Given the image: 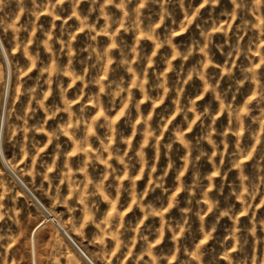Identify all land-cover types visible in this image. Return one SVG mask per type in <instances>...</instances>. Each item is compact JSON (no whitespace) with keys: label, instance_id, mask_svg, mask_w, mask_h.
I'll use <instances>...</instances> for the list:
<instances>
[{"label":"clouds","instance_id":"obj_1","mask_svg":"<svg viewBox=\"0 0 264 264\" xmlns=\"http://www.w3.org/2000/svg\"><path fill=\"white\" fill-rule=\"evenodd\" d=\"M10 2L11 0H0V32L5 34L9 30L12 32L13 51L21 52L28 62L20 69L21 75L26 76L33 69H38L33 83L25 85L24 81H20L16 90V98L25 95L27 101L22 114L18 115L20 122L14 126L12 135L22 131L25 140L20 150L27 157L30 155L28 134L33 131L46 134L47 139L42 146L38 141L31 145L32 165L34 168L37 164L40 165L38 174L43 177V180L48 181L50 188L54 189L51 193L54 202L62 203L70 214H74L77 208L81 210L82 216L78 226H74L75 231L83 235L84 229L89 224L94 225L96 232L92 242L101 246L99 258L110 264L112 256L121 248H125L127 255L121 261V264H125V261L133 255L132 249L136 241L142 240L144 247L135 254L134 264H162V262L171 264V260L177 258L179 238L190 230L189 221L192 214L196 215L200 221L199 230L202 239L195 244L194 248H184L187 259L182 261V264H193V262L203 264L201 247L214 237L220 219L225 216L234 223L231 230L227 231L224 242L231 238L234 241L232 248L235 249L240 244L239 215L233 212V206L221 208L219 200L214 198L211 192L217 188L215 177H227L228 172L222 173V169L229 145L228 135L231 133L237 137V152L234 153L229 170L238 169L240 180L239 189L232 188L231 194L241 203L243 209L241 214L248 212L252 207L250 200L257 195V189L247 183L249 178L243 170L241 159L237 157L245 151L240 147L239 139L245 131L244 119L251 112L248 104L256 97L264 99V78L259 72L260 67L264 65V0H231L233 9L225 10V14L232 18H235L241 10L250 13L255 18V22L245 17L238 28L243 32L250 28L256 29L261 38V44L255 49L249 47L246 53L249 56L253 53L260 56V61L258 63L250 61L249 65L242 69V76L235 81L237 90L248 81L256 85L251 95L240 106L226 101L225 95L220 90V84L225 75L233 74L234 67L231 65H234V60L232 58L245 53V49L238 39L231 45L230 50L224 53L223 63L215 59L212 51L214 44L217 49L223 51L224 45L215 43V34L222 31L226 37L225 43H228V27L214 22L206 29L201 28L199 38L191 39L186 47H182L181 43L175 40L179 33L186 31L193 23L204 3L215 6L219 0H203L190 13L185 7V0H175L184 11V18L179 22L178 29L169 27L163 34L158 29L171 16L167 6L169 0H137V4L132 9L128 7L131 0H86L88 4L86 12L80 10V5L85 3V0H67L71 5V12L63 17L58 8L62 7L66 0H30L31 6H29V0H15L17 11L14 15H9L5 11ZM149 2L160 5V14L157 20L144 25L143 8ZM110 6L119 9L122 15L114 18ZM44 12L52 17L50 26L47 28L38 23ZM25 13L33 17L30 22H21V17ZM93 13H96L95 19L92 18ZM72 18L77 21L75 26L68 24ZM57 19L63 20L59 26V33L56 31ZM121 29L124 32L136 33L134 42L127 46V49L119 40ZM85 30L87 42L77 49L75 46L77 34ZM38 31L41 35L37 41ZM22 32L27 35L21 37ZM100 36L108 38V42L103 47L99 44ZM142 38L153 42L154 47L151 51H142L140 48ZM34 44L37 45L35 49L32 47ZM57 45H59L58 48ZM165 46L170 49V52L162 59L164 67L158 70L155 68L156 57L159 50ZM41 49L48 54L47 61L42 60ZM114 50L118 52V55L114 54ZM0 51H3L7 58L2 39H0ZM78 51L85 53L79 60V63L83 65L81 69H77L74 63ZM61 54L67 56L63 64ZM197 54V61L185 69V62ZM177 59L181 62L179 66L174 63ZM141 62L143 67L138 68L137 64ZM114 64L124 69L127 75L111 76L115 70ZM210 67L220 69L218 77L214 78L215 74L209 73ZM92 69H96L95 73H92ZM172 72L176 74L175 85L169 82V73ZM194 77L201 81L202 90L194 97H188L185 100L186 86ZM78 82L80 85L78 92L70 96V90H73ZM90 86H94L93 91H89ZM53 92L56 93L57 100L50 103L49 98ZM173 92L170 115L162 114L154 125L152 121L157 106L161 105L169 93ZM208 93H211L218 102L219 107L215 112L210 104H205L203 107L198 104V101ZM105 97L109 98L107 104L104 101ZM146 102H150L151 105L147 113L143 108ZM75 105L78 107H74ZM90 106L95 111L88 114ZM132 109L135 112L134 116ZM38 111L44 113L43 119L30 122ZM225 111L229 121L223 129H218L216 120ZM62 112L66 114V119L58 120L55 127L49 129L48 120L55 119ZM177 115L182 116L183 124L172 128L171 134L164 139L168 126ZM124 117L129 118L130 132L127 133L118 127L120 120ZM252 119L258 121L261 130L264 131V110ZM197 123L201 131L195 138L189 137L187 133L191 132ZM98 126L105 129L103 134L97 131ZM61 136H66L71 141L70 149L63 148L60 143ZM137 136L140 140L133 148V141ZM93 138H95V144ZM256 138L259 140L258 137ZM54 141L56 142L55 150L51 160H40L41 153ZM205 143L210 146V151L203 146ZM177 144L184 149L183 155L179 158V165L172 157L174 145ZM149 147L153 149L151 158L148 155ZM162 151L166 157V163L160 167ZM194 152L195 155H193ZM61 155L64 156L62 165L60 164ZM76 155H81V159L78 164L73 165L72 157ZM218 155L219 162L216 159ZM251 155L252 152L248 151L243 159H248ZM203 158L207 159L211 169L204 172L202 177L199 161ZM58 165L59 176L57 182H53L51 174L57 170ZM94 165L103 166L104 170L99 177H94L90 171ZM262 167L264 166L258 165V169ZM190 168L193 169L191 180L186 183L184 177ZM173 169L176 171L174 177L176 184L171 189L167 202L162 205H156L151 201L145 202L148 192L156 188L169 192L167 178ZM145 175L147 176L146 184L141 189L138 182ZM202 179L207 181L203 187H201ZM110 180L111 183H109ZM65 184L68 187L66 194L62 192ZM9 191L7 187L4 191H0V201H3ZM182 191L188 194L185 205L180 208L184 215L181 221L173 224L165 214L180 203L178 197ZM198 191L199 198L196 202L205 207H198L194 211L192 199L197 196ZM217 191L223 192V184ZM125 193L129 195L130 202L121 210V197ZM97 197L108 205L103 215L99 217L97 216ZM261 203L264 204V199ZM134 205L141 210L142 217L136 223L127 226L133 235L131 238H125V213ZM216 209H219L216 221L210 225L207 224L206 217ZM10 211L3 203H0V219L9 215ZM14 211L18 213L20 209L16 208ZM150 216H158L160 219L154 238L140 232L141 225ZM252 219V226L248 232L256 237L257 223L264 230V218L259 221H256L255 217ZM69 220L72 221L73 217L70 216ZM166 229L171 232L170 238L174 242V249L171 254L157 253L155 245L162 241ZM4 238L5 236L0 234V240ZM109 240L113 244L111 248L108 247ZM61 255L64 253L52 254L50 264H60ZM222 255L229 259V264H233L228 251L223 252ZM68 256V264H73L75 257L71 253H68ZM145 256L149 259L145 260Z\"/></svg>","mask_w":264,"mask_h":264},{"label":"rangeland","instance_id":"obj_2","mask_svg":"<svg viewBox=\"0 0 264 264\" xmlns=\"http://www.w3.org/2000/svg\"><path fill=\"white\" fill-rule=\"evenodd\" d=\"M203 0H185V7L189 10V13L198 5H200ZM137 4V0H131V3L128 5L129 9H132ZM29 6L30 0H29ZM169 11L171 16H169L163 25L160 26L158 31L160 33H166L169 27L179 28V22L184 18V11L181 6L175 2V0H169L168 3ZM234 5L231 3V0H219V3L213 6L211 3H204V6L200 8L198 16L195 17L193 23L188 27L183 33H179L175 40L181 43L182 47H186L187 43L193 38H199V31L201 28H208L213 25L214 22L222 24L224 27H228V43H225V35L222 31H218L215 34V43L223 44V51L217 49L215 44L213 45L212 51L215 55V59L223 63L225 60L224 53L230 50L231 45L235 44L239 39L242 47L245 49V53H242L238 57L234 56L233 74L231 76L225 75L221 84L220 90L225 95L226 101L233 103L235 106L243 105L247 97H249L256 87L251 81L246 82L243 86H240L237 90V85L235 81L242 76V69L249 65L250 61L259 62L260 56L255 55L254 53L249 56L247 50L249 47L255 49L258 45L261 44V38L259 31L256 29L250 28L248 31L243 32L238 28V25L242 23L245 17H248L253 22L255 18L251 16L246 10H241L239 14L232 18L225 14V10L231 11ZM88 4L85 0V3L80 5L81 12H86ZM9 15H14L17 11V5L15 0H11L8 4L6 10ZM61 16H67L71 12V5L66 2L62 7L58 8ZM110 11L113 13L114 18L120 17L122 15L121 11L115 7L110 6ZM160 14V5L157 3L149 2L147 6L143 8L142 21L144 25H147L150 22H153L159 18ZM96 13L92 14V18L95 19ZM33 17L30 14L25 13L21 17V22H30ZM52 17L44 12L41 14L38 23L42 24L44 27L50 26V21ZM103 21L101 20V23ZM63 23L62 19L56 20V31L59 33V26ZM68 24L75 26L77 21L75 18H72L68 21ZM230 25V27H229ZM115 26V25H114ZM27 33L22 32L21 37L26 36ZM40 32H37V41L40 39ZM12 32L9 30L6 34L0 32V39L3 41L4 49L7 51V58H5V53L0 51V191H4V188L7 187L10 189L8 194L5 196L3 203L5 208L11 210L9 215H5L3 219H0V234H3L5 238L0 240V264H50V256L52 254L64 253L60 257V264H68L69 256L68 253H71L75 257L73 264H109V262L101 260L100 252L101 246L93 243V235L96 232L94 225L89 224L86 229H84V234L81 235L79 232L74 230V226H78L82 212L77 208L74 214L68 213L67 209L62 203L54 202L51 195L54 192L53 188H50L48 181L43 180V177L38 174L40 165L37 164L35 168L32 165V155H31V145L32 143L38 141L42 146L46 142L45 133H36L30 132L28 134L27 140L29 144L30 155L25 157L20 150L21 144L24 142L25 137L22 131H17L15 135H12V130L18 121V115L22 114L27 96L20 95L19 98H16V90L19 86L20 81H24L25 85L31 84L34 82L35 77L37 76L38 69H33L28 75L24 76L20 74V69L23 66L27 65V60L24 58L21 52L13 51V39ZM136 33L133 31L124 32L121 29L119 40L122 45L127 46L131 45L134 42ZM242 37V39H241ZM87 42V32L86 30L77 34L75 40V46L77 49H80ZM108 42V38L105 36L99 37V44L103 47ZM33 49L37 47L34 44ZM59 45H57V48ZM154 47L153 42L149 39L142 38L140 42V48L142 51L149 52ZM170 52V49L165 46L161 48L157 54L155 65L156 69H162L164 65L162 64V59L165 55ZM114 54L118 55V52L114 50ZM85 55L83 52L77 53L75 66L77 69H81L83 65L79 63V60ZM41 57L43 61H47L49 56L46 52L41 49ZM198 59V54L193 55L187 62H185V69L188 66L195 63ZM67 56L61 54V63H65ZM174 63L179 66L181 63L179 59L174 61ZM138 68L143 67V62L137 64ZM115 69L111 76H119L124 73V69L113 65ZM96 69H92V73H95ZM210 74H215V77H218L220 69L215 67H210L208 69ZM262 78H264V65L259 69ZM149 76H152L151 70L149 71ZM67 82V78H64ZM169 82L173 85L176 84V74L175 72L169 73ZM79 82L73 90H70L69 95L74 96L79 90ZM94 86L89 87V91H93ZM202 90L201 81L197 78H193L186 86L184 92V98L187 100L188 97H194L197 93ZM258 90V89H257ZM137 97L139 93H136ZM173 93H169V96L165 101L157 106L156 113L153 117V124L156 125L162 114L170 115L172 110V98ZM57 100V95L53 92V95L49 98V102ZM105 104L109 102V98H104ZM198 104L203 107L205 104H210L212 106L213 112L218 110V102L213 98L211 93L206 94L201 100L198 101ZM119 106V105H118ZM251 112L248 116L245 117V131L239 139V145L245 151L237 158L241 159L244 172L248 176V184L251 187L257 189V195L254 199L250 200L252 207L249 208L248 212L243 213L242 205L235 197L231 194L232 188L239 189L240 180L238 179V169L231 168V162L234 158V153L237 152V137L231 133L228 135V149L224 156V165L223 171H227V177L222 178V176L215 177V184L217 188H214L211 192V195L214 198H217L220 202L219 206L221 208L227 206H233L232 210L234 213L239 215L238 226L240 228L239 238L240 244L233 249L232 245L234 241L229 238L224 242V237L227 234V231L231 230L233 226V221L225 216L220 219L217 230L214 233V237L206 241L202 247L201 251L203 253L202 260L203 264H229V259H226L222 253L225 251L229 252V256L233 264H264V230L261 229L260 225L257 223V232L256 237H253L248 229L252 226L253 217L256 221L264 218V204L261 203V200L264 199V167L258 169V165L264 166V131L261 130L260 124L258 121L252 119L253 116H258L262 110H264V99L261 97L253 98L249 104ZM74 107H78L75 105ZM150 102H146L143 106L145 113L150 110ZM95 111L93 107H89L88 114H91ZM132 115H135L134 109L131 110ZM114 114V112L112 113ZM44 113L38 111L30 122H36L42 120ZM66 119L65 113H60L55 119H49L47 127L52 129L57 124L58 120ZM229 121L227 112H222L216 120V127L218 129H223ZM178 124H183L182 116L177 115L172 119L171 124L166 130L164 139H167L171 134L172 128L176 127ZM142 126V125H141ZM118 127L124 132H130L129 127V118L124 117L120 120ZM82 131V130H81ZM97 131L103 134L105 129L97 127ZM201 127L199 123L195 128L187 133L189 137L195 138ZM259 140H257V138ZM219 139V136H217ZM140 137L137 136L133 141V148L139 142ZM55 141L53 144L49 145L45 149L39 159L40 160H51L52 153L55 150ZM60 143L63 145L65 150L72 147L71 141L66 136L60 137ZM93 143L95 144V138H93ZM205 148H209L206 143L203 145ZM123 147V146H121ZM223 147V146H221ZM251 151L252 155L248 159H243L244 155H247V152ZM184 149L178 144L174 145L172 151V157L177 160V165L180 163V156L183 155ZM148 155L151 158L153 156V149L148 148ZM195 155V152L193 153ZM64 156L60 157V164L62 165ZM81 159V155H76L72 157L73 165L78 164ZM217 162H219V155L216 157ZM166 163V157L161 152L159 164L160 167H163ZM13 165L15 167H13ZM199 168L201 170V176L203 173L211 169V165L208 163L206 158H203L199 161ZM10 170V171H9ZM102 165H94L90 171L94 177H99L103 172ZM135 171V169H133ZM193 169H189L188 173L185 175V182H190L191 173ZM176 175L175 169H173L168 178L167 185L169 186V192H163L161 189L156 188L154 191H149L145 202L151 201L156 205L165 204L170 195L171 189L175 186L176 181L174 179ZM53 182H57L59 176V165L57 170L53 171L52 174ZM147 176L139 180V187L143 189L146 184ZM22 181V182H21ZM25 183V184H24ZM111 183V180L109 181ZM127 183V181H125ZM207 183L206 180L202 179L201 187ZM223 184V192L217 191L220 185ZM68 187L65 184L62 188L63 193H67ZM188 194L185 191H182L179 194L180 203L173 207L165 215L169 218L173 224L177 221H181L183 213L180 211V208L185 205L186 198ZM37 198V199H36ZM199 198V191L197 196L192 199V208L195 211L198 207H205L203 205L197 204V199ZM98 202V211L97 216L103 215L105 210L108 208V205L101 201L99 197L96 198ZM130 202V197L125 193L121 197L120 208H123ZM44 204V206H43ZM56 216L57 222L47 221L39 225L41 221L45 220V213L50 215L48 209ZM19 208L20 211L17 213L14 209ZM219 209L214 210L206 217V223L211 224L216 221ZM72 216L73 220L70 221L69 217ZM50 215L48 218L50 219ZM142 217L141 210L137 206L125 213L124 223H125V238H131L133 233L128 230L129 224H134ZM60 223V224H59ZM115 223V221H114ZM160 219L158 216L148 217L144 224L140 227L141 234H148L150 238H154L156 233L155 229L159 226ZM191 227L190 230L186 231L182 237L179 238L178 244V253L177 258L171 260V264H182V261L186 260V254L184 248L189 249L194 248L195 244L202 239V234L199 230V219L196 215L192 214L189 221ZM39 225V226H37ZM36 228V229H35ZM35 230V232H34ZM66 230V231H65ZM34 234V235H33ZM171 232L166 229L162 241L155 245V251L157 253L164 252L171 254L174 249V242L172 241ZM15 238V239H12ZM113 246L112 241L109 240L108 247ZM144 247V242L142 240H137L134 248L132 249L133 255L130 256L125 264H134L135 254L139 252ZM127 255V249L121 248L119 251L112 256L110 264H121L123 257ZM145 260L149 259L147 256L144 257ZM165 264V262H162ZM195 264V262H193Z\"/></svg>","mask_w":264,"mask_h":264},{"label":"bare ground","instance_id":"obj_3","mask_svg":"<svg viewBox=\"0 0 264 264\" xmlns=\"http://www.w3.org/2000/svg\"><path fill=\"white\" fill-rule=\"evenodd\" d=\"M10 171V170H9ZM25 184V183H24ZM37 199V198H36ZM43 206H44V204H43ZM45 207V206H44ZM47 208V207H46ZM48 209V208H47ZM48 212H50V215L52 216L50 219L48 218L50 215H48V213L46 214L45 213V210H44V217H45V220L44 221H41V222H39L40 224L39 225H41V224H43V223H45V222H47V221H51V222H59L58 220H57V218H56V216L48 209ZM60 224V223H59ZM39 225H37V226H39ZM36 229V228H35ZM66 231V230H65ZM34 232H35V230H34ZM34 235V234H33Z\"/></svg>","mask_w":264,"mask_h":264},{"label":"water","instance_id":"obj_4","mask_svg":"<svg viewBox=\"0 0 264 264\" xmlns=\"http://www.w3.org/2000/svg\"><path fill=\"white\" fill-rule=\"evenodd\" d=\"M22 182V181H21Z\"/></svg>","mask_w":264,"mask_h":264}]
</instances>
